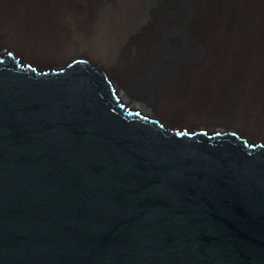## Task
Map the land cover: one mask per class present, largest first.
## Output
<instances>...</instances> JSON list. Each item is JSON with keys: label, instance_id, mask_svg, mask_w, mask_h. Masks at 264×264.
I'll return each instance as SVG.
<instances>
[{"label": "water", "instance_id": "95a60500", "mask_svg": "<svg viewBox=\"0 0 264 264\" xmlns=\"http://www.w3.org/2000/svg\"><path fill=\"white\" fill-rule=\"evenodd\" d=\"M112 91L0 63V264H264V140L178 136Z\"/></svg>", "mask_w": 264, "mask_h": 264}, {"label": "bare ground", "instance_id": "6f19581e", "mask_svg": "<svg viewBox=\"0 0 264 264\" xmlns=\"http://www.w3.org/2000/svg\"><path fill=\"white\" fill-rule=\"evenodd\" d=\"M9 55L39 76L99 69L122 115L178 136L264 140V0H0Z\"/></svg>", "mask_w": 264, "mask_h": 264}, {"label": "rangeland", "instance_id": "374dc122", "mask_svg": "<svg viewBox=\"0 0 264 264\" xmlns=\"http://www.w3.org/2000/svg\"><path fill=\"white\" fill-rule=\"evenodd\" d=\"M154 44H156V42L154 43ZM153 44V45H154ZM173 56H174V58H176V60H175V62L177 61H181V62H188V63H190V62H193V61H195L196 60V58H195V56H189V57H186V56H180L179 54H176L175 52H174V54H173ZM177 57H180V59L181 60H179V59H177ZM184 57H186V58H184ZM81 58H86V59H88L87 57H81ZM174 58H173V61H174ZM88 60H90V59H88ZM183 60V61H182ZM187 60V61H186ZM70 62L72 61V60H69ZM69 61L68 62H65V63H63V62H59L58 64H56L55 66H57L58 67V69H62V68H64L68 63H69ZM90 61H92V60H90ZM44 71V70H43ZM234 82L237 80V78H236V76H234L233 77V79H232ZM130 82H134V80L133 79H131L130 78ZM135 92H137V88H135V89H133ZM140 90V89H139ZM138 93V92H137ZM224 96V97H223ZM226 96H227V92H221V94L220 93H218V100H217V104H219V102L221 101V100H223V101H221V102H223V103H225L227 100H225L226 99ZM220 99V100H219ZM220 102V103H221ZM155 116H157V115H155ZM235 128H238V126H236V125H233ZM215 128V127H214ZM238 129H240V128H238ZM236 131H238L237 129H235ZM239 132V131H238ZM240 133V132H239Z\"/></svg>", "mask_w": 264, "mask_h": 264}]
</instances>
